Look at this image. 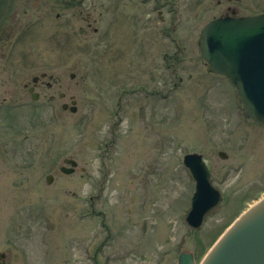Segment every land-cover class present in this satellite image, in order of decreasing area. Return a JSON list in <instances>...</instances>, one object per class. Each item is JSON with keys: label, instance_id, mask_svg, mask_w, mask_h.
Masks as SVG:
<instances>
[{"label": "rangeland", "instance_id": "1", "mask_svg": "<svg viewBox=\"0 0 264 264\" xmlns=\"http://www.w3.org/2000/svg\"><path fill=\"white\" fill-rule=\"evenodd\" d=\"M175 1L181 24L173 34L189 49L181 54L182 83L162 65V51L174 44L160 36L167 19L150 4L87 0L66 9L55 0H13L0 30L7 264H177L182 251L199 264L264 195V125L244 116L236 89L209 71L197 43L205 23L229 5L246 16L264 12V0ZM135 87L121 110L122 89ZM158 89L168 97L152 96ZM193 152L223 194L197 230L182 219L195 190L183 158ZM66 158L77 162L69 174L61 171Z\"/></svg>", "mask_w": 264, "mask_h": 264}, {"label": "water", "instance_id": "2", "mask_svg": "<svg viewBox=\"0 0 264 264\" xmlns=\"http://www.w3.org/2000/svg\"><path fill=\"white\" fill-rule=\"evenodd\" d=\"M10 3L11 0H0V24ZM199 47L210 70L225 75L236 86L245 115L264 124V13L213 20L203 29ZM38 97L33 93L34 99ZM67 107L65 104L64 108ZM71 109L76 111V106ZM220 156L228 157L224 152ZM66 162L72 167L63 165L62 171L72 173L77 162L74 159ZM184 163L196 181V190L183 220L189 228L197 230L220 209L223 196L214 185L202 155L187 154ZM52 180L53 175H49L48 181ZM178 264H195L193 254L182 252ZM202 264H264V199L230 227Z\"/></svg>", "mask_w": 264, "mask_h": 264}, {"label": "flooded vegetation", "instance_id": "3", "mask_svg": "<svg viewBox=\"0 0 264 264\" xmlns=\"http://www.w3.org/2000/svg\"><path fill=\"white\" fill-rule=\"evenodd\" d=\"M55 1L61 3V5L66 9H72L74 7H82L87 2V0H55ZM141 2L146 3V4H150V9L153 13L163 14L164 18L167 19V22L161 24V26L159 27V34L163 39L167 40L168 43H170L171 39H172L171 31L176 30L178 28V26L181 24V20L177 16L178 9L180 7H182L180 5V3H177L175 0H141ZM10 11H11V8L8 11V14H7L6 18L4 19L2 25L8 19ZM233 13H235V12L232 10V7L229 5L226 8L225 12L221 13L220 15L217 14V15L213 16L209 21H207L205 23V25L208 22H210L211 20H213L219 16L230 15ZM90 19H92L94 21V23L97 22V18L91 12H88L87 20H90ZM89 24L91 25V23H89ZM2 25L0 26V30H1ZM203 27L201 29H203ZM95 29H96V27H95ZM179 48H180V46L176 43V51H174L173 54H170L168 51H166L168 49L162 51V55H161L162 65L168 72L170 71L171 65H173L174 66V72L176 74H178V72H179L178 68L181 67V64L184 62V58L177 51V50H179ZM42 77H45V76L42 75ZM38 81H39V79L36 81L35 85H39ZM42 83H43V81H42ZM46 85L48 87H51L50 82H47ZM31 88L34 89V87H31ZM136 91H137V87L132 89V93H135ZM124 92L127 93L128 90H124ZM119 104L121 105L122 102H120ZM0 264H7L4 256L1 254H0Z\"/></svg>", "mask_w": 264, "mask_h": 264}, {"label": "bare ground", "instance_id": "4", "mask_svg": "<svg viewBox=\"0 0 264 264\" xmlns=\"http://www.w3.org/2000/svg\"><path fill=\"white\" fill-rule=\"evenodd\" d=\"M262 199H264V195H262V197L258 198L256 201H254L253 203H251L246 209L253 207L254 205H256L259 201H261ZM245 209V210H246ZM244 211V210H243Z\"/></svg>", "mask_w": 264, "mask_h": 264}]
</instances>
